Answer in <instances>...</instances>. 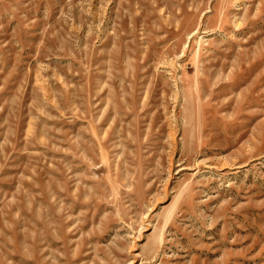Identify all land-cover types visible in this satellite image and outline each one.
<instances>
[{
    "label": "rangeland",
    "instance_id": "obj_1",
    "mask_svg": "<svg viewBox=\"0 0 264 264\" xmlns=\"http://www.w3.org/2000/svg\"><path fill=\"white\" fill-rule=\"evenodd\" d=\"M0 264H264V0H0Z\"/></svg>",
    "mask_w": 264,
    "mask_h": 264
}]
</instances>
